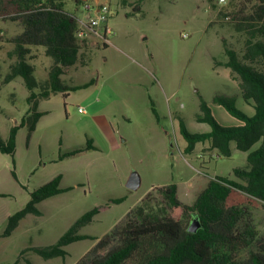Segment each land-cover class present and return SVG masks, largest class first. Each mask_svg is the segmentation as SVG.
I'll return each instance as SVG.
<instances>
[{
	"label": "rangeland",
	"instance_id": "374dc122",
	"mask_svg": "<svg viewBox=\"0 0 264 264\" xmlns=\"http://www.w3.org/2000/svg\"><path fill=\"white\" fill-rule=\"evenodd\" d=\"M5 3L0 0V83L13 63L8 56L13 50L10 40L22 31L18 23L2 15ZM107 4L113 31L111 43L108 47L97 43L89 52L84 51L79 69H69L64 76L76 84L91 79L95 84L69 92L67 97L50 93L39 100L37 111L47 114L38 121L36 130L31 134L27 126L18 130L13 157L0 152V194L5 195L0 196V233L7 217L25 207L30 193L56 175L63 174L60 186L71 188L38 204L40 216H26L9 237L0 238V264L17 260L19 264H76L97 241L68 245L65 258L44 260L32 251H26L21 258L19 255L27 249L55 244L82 214L95 207L100 212L81 233L102 238L154 186L173 183L182 187L191 182L199 191L200 180H206L204 175L210 180L232 177L233 169L247 166V152L237 150L231 143L230 157H214L203 169L200 156L209 153V143H199L193 152L184 153L186 142L180 133L181 121L190 133L210 130L209 125L196 120L201 101L212 109L220 125H241L214 102L217 95L233 98L236 107L248 116L254 113L241 97L230 70L216 66L226 61L222 40L237 51H241L244 40L233 29L230 17L219 14L234 13L242 6L236 0H227L224 5L216 0H143L137 12L133 5L122 6L121 0ZM64 9L81 17V9L73 0H65ZM38 49L30 64L35 65L34 77L44 88L51 60L43 55V48ZM28 94L22 78L1 85L0 136L4 141L10 129L32 110ZM151 99H155L153 106L164 126L163 146L161 135L156 140L149 129L154 120ZM94 114L107 115L117 139L127 142L119 149H110L102 135L87 123L86 116ZM90 136L103 149L95 153V159L87 156L56 161L59 155L83 145ZM204 159L208 161V157ZM132 172L141 178L137 190L126 187ZM116 198L124 200L111 203ZM252 218L259 232V244H264V204L252 209Z\"/></svg>",
	"mask_w": 264,
	"mask_h": 264
},
{
	"label": "trees",
	"instance_id": "16d2710c",
	"mask_svg": "<svg viewBox=\"0 0 264 264\" xmlns=\"http://www.w3.org/2000/svg\"><path fill=\"white\" fill-rule=\"evenodd\" d=\"M77 7L86 4L73 0ZM237 11L231 14L221 12L223 18L230 17L233 29L243 35L241 51L232 48L222 40L226 61L216 63L229 69L238 82V89L244 101L253 107L248 116L239 110L233 98L217 95L214 102L222 106L241 125L225 127L214 118L212 109L200 103V114L196 120L209 125L204 133H190L183 121L180 133L185 139L184 153H191L199 143L208 142L214 157H230L231 143L239 151L247 152V166L235 168L232 177L211 179L191 205L184 204L177 197V186L170 184L153 187L125 217L102 238L82 234L81 230L91 224L100 212L95 207L82 214L55 244L31 248L44 260L65 258L66 247L72 243L97 241L76 264H264V244H259V232L253 222L252 209L264 204V0H236ZM143 0L134 3L121 0L122 6L133 5L140 12ZM65 0H6L2 15L18 23L21 33L11 38L13 50L8 53L13 63L4 76L1 85L22 78L29 95L27 102L32 110L19 125L10 129L8 139L0 136V152L14 156L18 130L28 127L33 133L38 120L45 115L36 109V98H46L50 93L69 92L88 88L95 80L81 84H66L62 80L65 71L80 62V56L89 44L79 40L76 33L79 18L64 9ZM106 46V45H104ZM43 48V55L51 60L48 81L42 88L34 77L36 59L34 52ZM43 89L34 93V89ZM156 119L157 113L151 105ZM255 145H259L252 150ZM91 142L58 156V160L93 149ZM12 176L17 180L16 174ZM57 176L30 193L25 207L7 217L0 238L9 237L28 215L40 216L37 205L66 192L60 187ZM5 196V195H0ZM124 198L111 203L120 204ZM193 221L200 228L188 232ZM27 264H32L26 261ZM12 264H19V260Z\"/></svg>",
	"mask_w": 264,
	"mask_h": 264
},
{
	"label": "crops",
	"instance_id": "0c3cea01",
	"mask_svg": "<svg viewBox=\"0 0 264 264\" xmlns=\"http://www.w3.org/2000/svg\"><path fill=\"white\" fill-rule=\"evenodd\" d=\"M89 1H93V2H95V1H98V2H100V3H109L110 4V0H89ZM80 9H81V17L80 18H82L83 16H84V12H83V9H82V6L80 7ZM108 26H109V22H108ZM97 43H99L98 41H94V40H91L90 42H89V46H88V52H89V49L91 48V47H93L95 44L96 45H98ZM111 43V42H110ZM109 46V44L108 45H106V46H104V47H108ZM87 52V53H88ZM86 57L87 58H89L88 57V54L86 55ZM88 61V60H87ZM87 64V63H86ZM77 65H79L78 63L75 65V66H73V67H71V68H69V69H76V70H73V71H77L79 68H77L78 66ZM35 66V65H34ZM86 66V65H85ZM50 67V66H49ZM48 67V68H49ZM84 67V66H83ZM69 69H67L66 71H65V73L62 75V80L66 83V84H71V85H81V84H84V83H86V82H84V83H79V84H76V83H74L72 80H69V81H66L65 79H64V76L66 75V73H67V71L69 70ZM47 72V77H46V79H45V81H44V84L48 81V70H46ZM35 72H36V68H35ZM34 72V73H35ZM72 78V77H71ZM23 80V79H22ZM37 80V79H36ZM90 81V80H89ZM24 82V81H23ZM88 82V81H87ZM37 83H40V80H37ZM91 87V86H90ZM89 88V87H88ZM85 89H87V88H85ZM28 90V89H27ZM36 90L37 89H34V93H36V94H38V92H36ZM29 93V92H28ZM29 95V94H28ZM68 96H69V94H68ZM28 97V96H27ZM42 98H39V97H37L36 98V100H37V103L39 102V100H41ZM151 102H152V104L153 105H155L156 103H155V99H151L150 100ZM151 104V105H152ZM156 110V113H157V119H156V117H155V115L153 114V112H152V108H151V113H152V115H153V123L151 124V126H150V131L153 133V135H154V138L156 139V140H159V135H161V138H160V145H162L163 144V135H164V126L161 124V121H160V117H159V112L157 111V109H155ZM38 112H43V113H45V115L47 114V112L46 111H41V110H38ZM28 113V112H27ZM44 115V116H45ZM95 115V114H94ZM92 115L91 117H89L88 115L86 116V120H87V123H89V124H91L90 125V128H94L98 133H99V135H102V137L104 138V140L106 141V143L108 144V146H109V148L110 149H113V150H116V149H119L120 147H121V145L123 144V143H126L127 142V139H122L121 138V140H118L117 139V137H116V133H115V130H114V127H113V125H112V122H111V120H110V118L107 116V115ZM26 116V115H25ZM43 117V116H42ZM41 117V118H42ZM114 117V116H113ZM40 118V119H41ZM39 119V120H40ZM38 120V121H39ZM38 123V122H37ZM36 127H37V124H36ZM137 126H135V129L137 130V128H136ZM35 130H36V128H35ZM208 132V131H207ZM91 142L92 143V145H93V149H90V150H86V151H83V152H81V153H78V154H76V155H74V156H71V157H68V158H75V157H77V158H81V157H87V156H93L94 158L93 159H95V153H100L103 149H101V147H100V145L98 144V142L96 141V138L95 137H88L87 138V140L85 141V143L83 144V145H81V146H79V147H82V146H84V145H86V143L87 142ZM159 144L158 143H156V146H158ZM163 146V145H162ZM161 146V147H162ZM79 147H77V148H79ZM204 147H206L205 146V144H204ZM208 148V150H210L209 149V146L207 147ZM74 149H76V148H73V149H71V150H74ZM185 149V148H184ZM71 150H68V151H71ZM210 155H216V153L214 152V151H209V153L206 155V154H203V155H201L200 156V159H201V161H202V168L203 169H207L206 167H205V164H207V162H210V161H212V160H214V159H211V156ZM204 157H208V161H205V159H204ZM67 158V159H68ZM66 159V158H65ZM64 160V159H63ZM56 161H62V160H58V158H57V160ZM57 176H60L61 177V180H62V177H63V174L62 173H60L59 175H56L55 177H57ZM130 176V175H129ZM204 176H206L205 178H206V180H204L205 182H203L202 180H200V186H202V187H199V188H201V189H199V191H197V189H195V187L196 186H194L191 182H188L186 185H183L182 187H180L178 184H175L176 186H177V197H178V199L181 201V202H183L184 204H187V205H191V204H193V202L195 201V199H196V197H197V195L203 190V189H205L206 188V186L208 185V183H209V181H210V177H207V175H204ZM54 177V178H55ZM129 178V177H128ZM201 179H203V178H201ZM128 180V179H127ZM60 184H61V181H60ZM173 184V183H172ZM168 185H170V184H168ZM164 186H166V185H164ZM62 189H66L67 191H69L71 188H63L62 186H60ZM154 187H162V186H154ZM153 188V187H152ZM151 188V189H152ZM150 189V190H151ZM149 190V191H150ZM66 191V192H67ZM148 193V192H147ZM1 195V194H0ZM186 201H189V203H186ZM67 248V247H66Z\"/></svg>",
	"mask_w": 264,
	"mask_h": 264
},
{
	"label": "built area",
	"instance_id": "2783aa9c",
	"mask_svg": "<svg viewBox=\"0 0 264 264\" xmlns=\"http://www.w3.org/2000/svg\"><path fill=\"white\" fill-rule=\"evenodd\" d=\"M86 1L82 5L84 16L79 18V28L76 37L89 44L91 40L98 41L104 45L110 44V37L113 35L112 29L108 26L110 18V8L107 3L98 1ZM218 4L224 5L227 0H216ZM82 113L85 110L80 108Z\"/></svg>",
	"mask_w": 264,
	"mask_h": 264
},
{
	"label": "water",
	"instance_id": "95a60500",
	"mask_svg": "<svg viewBox=\"0 0 264 264\" xmlns=\"http://www.w3.org/2000/svg\"><path fill=\"white\" fill-rule=\"evenodd\" d=\"M141 185V178L137 172H132L127 180L126 187L129 190H137ZM200 228V225L193 221L190 225L188 232L195 233Z\"/></svg>",
	"mask_w": 264,
	"mask_h": 264
}]
</instances>
